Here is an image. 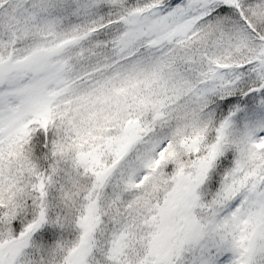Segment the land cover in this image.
Segmentation results:
<instances>
[{
	"label": "snow or ice",
	"instance_id": "obj_1",
	"mask_svg": "<svg viewBox=\"0 0 264 264\" xmlns=\"http://www.w3.org/2000/svg\"><path fill=\"white\" fill-rule=\"evenodd\" d=\"M0 264H264V0H0Z\"/></svg>",
	"mask_w": 264,
	"mask_h": 264
}]
</instances>
